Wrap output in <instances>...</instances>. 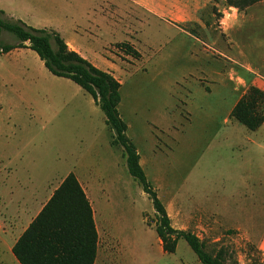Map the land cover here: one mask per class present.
<instances>
[{"label": "rangeland", "instance_id": "rangeland-1", "mask_svg": "<svg viewBox=\"0 0 264 264\" xmlns=\"http://www.w3.org/2000/svg\"><path fill=\"white\" fill-rule=\"evenodd\" d=\"M0 10L77 41L98 63L107 46L117 68L130 71L121 77L118 112L148 179L162 189L170 225L194 233L210 254L225 249L226 264H264L258 235L249 234L264 232V184L241 182V175L264 177V148L240 124L250 133L238 137L242 155L222 144L230 87L243 92L254 77L264 79V0L240 9L226 0H0ZM0 37L16 41L5 30ZM120 42L134 44L142 59L126 56ZM12 50L0 55V167L29 168L37 186L52 176L40 204L73 168L97 206L95 264H201L183 238L174 252L162 250L151 200L128 173L122 147L110 144L92 97L51 74L33 50ZM190 190L201 203L190 202ZM6 198L0 212L11 219Z\"/></svg>", "mask_w": 264, "mask_h": 264}, {"label": "trees", "instance_id": "trees-1", "mask_svg": "<svg viewBox=\"0 0 264 264\" xmlns=\"http://www.w3.org/2000/svg\"><path fill=\"white\" fill-rule=\"evenodd\" d=\"M258 1L261 0H226V3L240 9ZM3 15L0 10V36L5 30L12 33L16 41L2 43L0 37V55L15 48L33 50L51 74L79 85L102 110L105 124L111 130L110 144L122 147L128 173L151 200L157 217L154 229L162 250L174 252L177 240L183 238L201 264H226L225 249L210 254L194 233L170 225L162 202L139 164L136 147L126 134L127 125L118 112L120 82L69 48L56 31L32 27ZM117 46L133 58L140 56L128 42H120ZM230 118L249 131L260 127L264 122V90L250 84L231 109ZM96 249L97 234L88 199L76 176L69 172L17 238L12 253L20 264H94Z\"/></svg>", "mask_w": 264, "mask_h": 264}, {"label": "crops", "instance_id": "crops-1", "mask_svg": "<svg viewBox=\"0 0 264 264\" xmlns=\"http://www.w3.org/2000/svg\"><path fill=\"white\" fill-rule=\"evenodd\" d=\"M192 33L190 32V36L197 38V36L193 35ZM84 34H86V32H84ZM64 41L66 42V44L68 45L69 48L78 52L82 57L87 59L94 66H96L97 68H100L101 70H104V71L111 73L120 82V88H121V85H122L121 77H122V75L130 73V71L127 69H124V68H117V65L115 63H113L111 61V59H109V57H108L109 51L107 49V46L104 47V50L102 51L103 54H101L99 56L100 62L98 63L97 57L90 56L89 53L80 44L77 43V41L67 40V39H64ZM109 44H107V45H109ZM131 46L140 55L139 58H133V59L135 60V62L140 61L142 59V55H141L140 51L137 48H135L134 44H131ZM22 49H29V48H22ZM10 51H14V50H10ZM6 53H8V52H6ZM105 53H106V55H104ZM126 56H130V55H126ZM130 57L132 58V56H130ZM100 63H103L104 66L100 65ZM132 63H133V65H136V63H134V62H131V64ZM203 73H208L210 75L216 74L214 72V70H211L209 72H203ZM116 75L120 76V78H118ZM252 84L259 87L260 89L264 90V79L263 78H259L257 76L254 77ZM213 87H214V85L212 87H210L209 90H206L203 88L202 89L205 92L209 93ZM230 89L232 90V92H234L235 96H234V99H233L231 106L229 107V110L227 111V116H225L223 119L224 122H226V123L229 122L230 126L227 129V131L223 132L222 144L224 142L229 141V146L233 150L231 152L237 153L239 151L237 153V155L241 156L242 152L240 151V149H241V143L240 142H242V141H240V139H242V135L243 136H249L250 133H248L247 135H244L243 132L239 131L240 129L238 130V127L236 124H239V123H237L236 121H234L233 119L230 118V111L233 108V106L235 105V103L237 102V100L241 97V95L245 91H243V92L240 91L237 93L235 91L236 90L235 87H233V88L230 87ZM119 91H120V89H119ZM225 114H226V112H225ZM126 131H127V129H126ZM250 135L252 137H250L249 140L252 141V143H255V146L257 148L263 149L264 144H262V143H264V122L256 130L251 131ZM155 137H156V134H155ZM238 140H239V142H238ZM136 151L138 153L137 148H136ZM245 151L250 153L251 158H252V156L254 155L253 154L254 150H252V152H250L249 149H246ZM138 155H139V153H138ZM143 162L146 164V162L143 159H141L140 155H139V164H140L141 168L143 169L144 174H146V176H147V172H145L146 168L143 166ZM18 170H19L18 167H15L14 165H11V164H7L5 166L2 165L0 167V174L2 175L1 176L2 180L0 182V196L1 197L4 196L5 198L7 196L6 199L8 200V202L6 203V205L8 204V206H7L5 211L11 212V214H9V217L11 219H6V217H4V215L0 212V240L4 239V238L6 239L5 244L3 242L2 243L0 242V264H20L19 261L14 256V254L12 253L13 244L15 243L17 238L21 235V233L24 231V229L28 226V224L31 222V220L37 215V213L40 211L42 206L49 199V197L51 196L54 189L59 185V183L62 181V179L69 172H72L76 176L79 184L81 185V187L84 190L86 197L88 199V202H89V205H90V208L92 211V218H93L96 234H97V247H98V228H97V211H96L97 206H95L96 202H95V200L89 198V196H88V194L84 188L85 183L83 184V182L80 181L78 175L74 172L73 168H68L66 170V172L63 173L64 176L62 177L60 182L57 183L53 188H50L49 195L42 204L39 203V199L43 195V192H45V191L47 192L48 184H49L48 182L53 181L54 180L53 177L47 176L44 179V182L42 184H40L39 186H37L34 183L33 176L29 177V175H28L29 168L23 169L25 174H22V173L19 174ZM4 173H5V175H4ZM244 173L246 174V172H244ZM9 177H12L13 181H8L7 179ZM147 180L151 184L152 188L156 191V194H157L158 198L160 199V201L163 202L161 200V195H160L162 189L158 190V188H155L153 186V183L148 179V176H147ZM254 180L258 184H260V183L262 184V181H263V184H264V177L260 178L258 175L254 176L253 174H249V175L247 174L245 177L243 175H241V182H245V187L248 189L255 187V184H253ZM241 186H243V185H241ZM173 188L174 187H171V190ZM166 189L168 190V189H170V187L166 186ZM251 193L252 192L246 191L243 197H247ZM256 197H258V196L254 195V198H256ZM93 201H94V203H93ZM190 202L201 203V202L194 200V192H192L191 190H190ZM206 202L207 201H205L204 203H206ZM242 202H244V201H242ZM1 208H3L2 202H0V211L2 210ZM31 213H33V214L30 215ZM23 220H24V225L20 229L17 230L18 224ZM5 223L7 224V228L5 227ZM249 234L253 235V236L258 235L257 236L258 238L256 240V244H257L258 248L260 250H262V252L264 253V232L262 234H253V233L249 232ZM96 254H97V249H96ZM95 258H96V256H95ZM94 264H95V259H94Z\"/></svg>", "mask_w": 264, "mask_h": 264}]
</instances>
